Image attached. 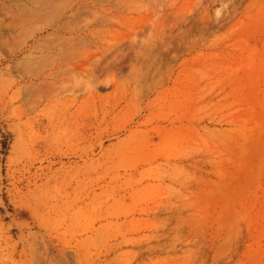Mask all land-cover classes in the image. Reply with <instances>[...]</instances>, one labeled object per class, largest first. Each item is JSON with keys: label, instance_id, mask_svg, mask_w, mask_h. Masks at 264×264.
I'll return each instance as SVG.
<instances>
[{"label": "rangeland", "instance_id": "obj_1", "mask_svg": "<svg viewBox=\"0 0 264 264\" xmlns=\"http://www.w3.org/2000/svg\"><path fill=\"white\" fill-rule=\"evenodd\" d=\"M0 264H264V0H0Z\"/></svg>", "mask_w": 264, "mask_h": 264}, {"label": "bare ground", "instance_id": "obj_2", "mask_svg": "<svg viewBox=\"0 0 264 264\" xmlns=\"http://www.w3.org/2000/svg\"><path fill=\"white\" fill-rule=\"evenodd\" d=\"M44 5H45V4H44ZM44 5H43V6H44ZM43 6H40V7H43Z\"/></svg>", "mask_w": 264, "mask_h": 264}]
</instances>
